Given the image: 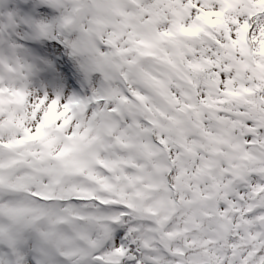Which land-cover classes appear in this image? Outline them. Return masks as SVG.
Returning a JSON list of instances; mask_svg holds the SVG:
<instances>
[{"label": "snow or ice", "instance_id": "obj_1", "mask_svg": "<svg viewBox=\"0 0 264 264\" xmlns=\"http://www.w3.org/2000/svg\"><path fill=\"white\" fill-rule=\"evenodd\" d=\"M80 87L0 50V264H264V0H38Z\"/></svg>", "mask_w": 264, "mask_h": 264}, {"label": "rangeland", "instance_id": "obj_2", "mask_svg": "<svg viewBox=\"0 0 264 264\" xmlns=\"http://www.w3.org/2000/svg\"><path fill=\"white\" fill-rule=\"evenodd\" d=\"M26 0H0V13L8 9L18 8ZM33 7L25 9L29 14L42 18L43 5L38 3V0H27ZM16 42L19 47L17 52L23 60L32 64L34 67L28 75V84L31 89L36 92H64L65 90H75L79 87L80 82L77 79L76 68L72 61L61 51L57 52L56 48L52 47L56 44L55 41L44 39L43 41L32 39L28 30L21 27L19 29V38L15 32L10 36L5 33L0 35V50L9 40ZM30 39L27 43L26 40Z\"/></svg>", "mask_w": 264, "mask_h": 264}]
</instances>
